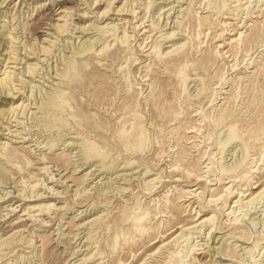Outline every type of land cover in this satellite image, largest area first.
Returning <instances> with one entry per match:
<instances>
[{
    "label": "rangeland",
    "instance_id": "rangeland-1",
    "mask_svg": "<svg viewBox=\"0 0 264 264\" xmlns=\"http://www.w3.org/2000/svg\"><path fill=\"white\" fill-rule=\"evenodd\" d=\"M125 1L88 10L84 0H0V80L26 85L0 95V264H72L97 215L94 252L81 264H264V193L247 202L264 190V0H192L171 39L185 45L163 56L152 45L168 26L154 25L140 0L132 13L95 16ZM188 1L165 8L175 17ZM95 21L116 23L111 33L125 41L77 56L61 84L67 102L40 109L71 43L96 34L80 28ZM32 46L46 49L14 60ZM197 80L205 92L189 98ZM15 107L23 114L7 119ZM39 115L66 125L49 130ZM228 125L237 137L221 150ZM81 139L104 161L83 159ZM125 162L126 182L115 177ZM32 185L38 195L23 196ZM13 233L24 239L7 245Z\"/></svg>",
    "mask_w": 264,
    "mask_h": 264
},
{
    "label": "bare ground",
    "instance_id": "bare-ground-1",
    "mask_svg": "<svg viewBox=\"0 0 264 264\" xmlns=\"http://www.w3.org/2000/svg\"><path fill=\"white\" fill-rule=\"evenodd\" d=\"M85 1V3L87 4V6H88V10H90L91 9V7L92 6H94L95 5V3L98 1V0H84ZM141 1V5H143V7L145 8V9H147V10H153V13H155V15H156V17H157V19L156 20H154V21H151V22H153L154 23V25H158V26H160V27H165V26H168V28L166 29H163V30H166L165 32H163V33H161V36H163L162 38H161V40L160 41H162L163 40V42L164 43H167V42H171V44L170 45H167V46H165V47H163V44H161V42L160 41H157L154 45H152V48H153V50H154V52L155 53H157L159 56H163V55H166V54H168V53H170V52H177L178 50H180L184 45H185V41H183L182 39H179L178 38V40H176V41H173V40H171L172 39V37L174 36V34H175V32L176 31H178V30H180V29H178L180 26H181V24H182V19L184 18V16L186 15V12L188 11V9H189V4L191 5V2H192V0H189L188 1V4H187V2H186V6H184L182 9H180L179 11L177 10V16H170L169 14H170V12H167V11H170L171 9L173 10L174 9V7L172 6V8L169 6V9H167L166 10V8L165 7H167L166 5L168 4V3H166V1L167 0H159V1H157V0H140ZM135 2V0H126L125 2H124V4H122L121 6H117V7H108V8H106V9H104V10H102V11H95L94 13H95V16L97 17V19L100 17V16H105L107 13H109V12H111V11H115L116 12V14H124V12H127L128 13V11L129 12H134V6H133V3ZM212 2V1H211ZM216 2V1H215ZM112 3V2H111ZM182 7V6H181ZM96 8V7H95ZM165 8V9H164ZM89 12H91V11H85L84 13L87 15V13H89ZM93 12V11H92ZM166 12H167V14H166ZM173 13V12H172ZM167 15L165 18H166V21L164 22H160L159 20H158V18H163V17H160L161 15ZM153 17V16H152ZM170 17H172L171 19H170ZM186 18V17H185ZM170 19V20H169ZM184 20V19H183ZM117 25H116V23H112L111 21L110 22H106V23H104V24H98V22H91V23H89L86 27L84 26V27H82V28H80V30H81V32H85V31H88V30H93L94 32H96V34L94 35V36H89V37H87V38H85V39H78L77 41V43L75 42H73V43H71L72 44V46L70 47L71 49L69 50V51H71V55L70 56H67L66 57V59H62L63 61H64V63H63V69H61V68H59V69H61V71L60 72H55L54 73V76H56V77H53L52 78V81L53 80H57V81H55V82H52V81H50V86H49V90H47V91H44V95L42 94V98H40V99H38V101L36 102L37 104H38V107L40 108V109H42V110H47L48 112L50 111V110H54L55 108H57V107H59V106H61L62 105V103H64V101H66V100H64V96H65V94H66V92L61 88V84H62V80L64 79V76L66 75V72L70 69V68H72L73 67V65H74V61H75V59H76V57L77 56H80V55H84V54H86V53H89V52H94V53H97V54H100V53H103V52H105L111 45H113L117 40H119L120 42H124L125 41V39H126V33H124L123 35H118V34H116V35H114V33H111V30L110 29H112V28H117L116 27ZM177 29V30H176ZM125 32V31H124ZM78 37H80V36H77V37H75V38H78ZM74 38V37H73ZM82 38V37H81ZM67 45H70V44H68L67 43ZM168 48V49H167ZM45 47H38V46H32V47H30L29 48V50L28 49H26V48H23V47H20L19 49H18V52L16 53V55H15V58H14V60H18V61H24V59H30V58H34V57H31L30 55H32V56H35V57H37V58H39L40 56H41V52H44L45 51ZM21 50H24V53H23V56H21L20 57V51ZM40 61V59H37V62L36 63H34V64H30V63H28L26 66H24L23 65V67H22V71H25L26 73L28 72V73H32V71H33V69L37 66V64H38V62ZM59 63V62H58ZM61 63V62H60ZM187 67V65H185V67L184 68H186ZM24 73V72H23ZM179 74H180V79H182V81L184 82V83H186L187 82V74L185 73V71L183 70V69H180L179 70ZM14 75V74H13ZM17 75L16 76H14L13 77V79L12 78H10L8 75H6V77H5V79H3V80H0V95L1 96H7L8 97V95L10 94V93H12V91L10 92V90H13L14 89V87H12L13 86V83H14V81H18V82H20L21 84H23V85H25L24 84V81L22 80V79H18L17 80ZM200 79V78H199ZM189 81H191V80H189ZM194 81V80H193ZM197 81H200V80H197ZM188 83V82H187ZM198 84H196L197 86H195L194 88V91L193 92H189V88H188V94L187 95H189V98L190 97H197V98H199V96L202 94V93H204L205 92V86H204V84L202 83V81H200V82H197ZM8 85V86H7ZM187 85V84H186ZM183 86H185V85H183ZM7 87H10V89H7ZM25 87H26V85H25ZM187 87H188V85L187 86H185V88H183L184 90H187ZM189 87H191V86H189ZM13 88V89H12ZM20 91V90H19ZM18 91V92H19ZM183 91V90H182ZM17 92V93H18ZM22 92V91H21ZM23 92H24V90H23ZM22 92V93H23ZM185 92V91H184ZM16 94V93H15ZM31 95V94H30ZM33 95V94H32ZM26 96V95H25ZM19 97H21V96H19ZM18 97V98H19ZM13 98V97H12ZM17 98V97H16ZM22 98V97H21ZM202 98V97H201ZM67 102V101H66ZM209 102H211L210 100H209ZM208 103V102H207ZM18 106V104L16 105V107ZM62 106H64V105H62ZM16 107L15 108H10L9 109V113H8V115L6 116V118L7 119H10L8 116H9V114L11 113V117L13 116L14 118H17V115L19 114V113H21V114H23V111L25 110V109H23V111H19V110H17L16 109ZM59 109V108H58ZM57 110V109H56ZM34 113V112H33ZM35 114V113H34ZM40 116V115H39ZM73 117V116H72ZM35 118V117H34ZM59 118H61V116L59 117ZM37 119H39L41 122H43V124H42V126H45L46 128H49V130L51 129V128H55L56 126H64V125H66V121H64V119L62 120V119H58L57 118V122H58V124L59 125H56V124H53V123H50L49 121H48V119L46 120V118H45V116H40V117H37ZM56 119V118H55ZM222 119H223V116H222V114L220 115V122L222 121ZM38 120V121H39ZM126 131V130H125ZM226 132H224L227 136H226V138H224V140H223V137H220V139H219V142H218V145L220 146V149H221V147H224L225 148V144H226V142H228V141H230V140H232V139H234L235 140V138L237 137V135H236V129H235V127H234V125H228L227 126V128H226V130H225ZM223 133V132H222ZM19 133H16V135H18ZM221 134V133H220ZM224 134V135H225ZM8 135V134H7ZM222 136V135H221ZM18 138V137H17ZM60 138H61V140H63V137L62 136H60ZM59 138V139H60ZM76 138V137H75ZM74 138H72V140H73ZM78 139V138H77ZM58 140V139H57ZM75 140V139H74ZM80 140V139H79ZM84 140V139H83ZM142 140V139H141ZM70 141V140H69ZM58 142H59V140H58ZM81 142L82 143H80V144H78V148L81 150V152H82V155H83V159H88V161H89V158H90V156H92V155H94L93 154V152L96 150H94L92 147L94 146H92V147H90V146H86L85 144L86 143H84L83 141H82V139H81ZM86 142V141H85ZM56 143H57V141H56ZM65 143V142H64ZM69 143V142H68ZM75 143V142H74ZM79 143V142H78ZM139 143V142H138ZM55 144V143H54ZM54 144H53V146H54ZM65 144H67V143H65ZM71 144V143H70ZM88 144V143H87ZM47 145V144H46ZM45 145V146H46ZM50 145V144H49ZM57 145H58V143H57ZM72 145V144H71ZM92 145V144H91ZM139 145H141V143H139ZM51 146V145H50ZM66 146V145H65ZM69 146V145H68ZM52 147V146H51ZM70 147V146H69ZM73 147V146H72ZM222 150V149H221ZM75 152V151H74ZM77 152H78V150H77ZM95 152H97V151H95ZM101 152V151H100ZM223 152V151H222ZM99 153V152H98ZM76 154V153H75ZM78 155H79V153H77ZM81 154V153H80ZM102 154V153H101ZM100 154V155H101ZM99 154H97V156H98V158H99V162H101V161H104L103 160V157H102V155L100 156ZM240 155V154H239ZM76 156V155H75ZM95 156V155H94ZM97 156H95V157H97ZM103 156H104V154H103ZM241 156V155H240ZM106 157V156H105ZM104 157V158H105ZM224 157V156H223ZM222 157V158H223ZM243 157V156H242ZM82 158V157H81ZM93 158V157H92ZM98 158H97V160H98ZM82 159V160H83ZM106 159V158H105ZM81 160V159H80ZM81 160V161H82ZM86 160H85V162H86ZM240 160V159H239ZM242 160V159H241ZM240 160V161H241ZM233 161H236V160H233ZM90 162H91V160H90ZM223 162V161H222ZM104 163V162H103ZM221 163V162H220ZM219 163V164H220ZM237 163V162H236ZM236 163H235V165H236ZM130 164V162H125L124 164L122 163V168H120V167H118V168H120V169H118V168H116L117 170H116V173L118 174V175H116L115 177H120L123 181H129V177L131 176V174H129L130 176H128V172L126 173H120L121 171H123V170H126V168H127V165H129ZM234 164V163H233ZM233 164H224V163H222L220 166H218V170L219 171H222V172H227V171H230V170H235L234 169V166L235 165H233ZM103 165V164H102ZM101 165V166H102ZM239 165V164H238ZM237 165V166H238ZM102 167H104V165L102 166ZM109 168L111 169H113L114 167L113 166H109ZM109 169V170H110ZM128 169H129V167H128ZM127 169V170H128ZM114 170V169H113ZM126 170V171H127ZM232 170V171H233ZM129 171V170H128ZM147 171V170H146ZM131 172V171H130ZM137 172V171H136ZM145 172V171H144ZM115 173V172H114ZM134 175V174H133ZM127 176H128V178H127ZM142 176H144V174L142 175ZM145 178V177H144ZM158 178V177H157ZM119 179V178H118ZM156 178H151V179H149L148 180V182H146V184H149V185H151V184H154V180H155ZM131 180V179H130ZM116 182V181H115ZM124 182V183H125ZM123 183V182H122ZM107 184V183H106ZM110 184V183H109ZM108 185V184H107ZM145 185V184H144ZM148 185V186H149ZM33 186V185H32ZM98 187V186H97ZM33 188H34V186L32 187V189H31V191H29V193L27 194V195H25V194H23V196H27V197H33L32 199H34V196H36V195H38V193H36L35 192V190H33ZM107 188H108V186H107ZM111 188V187H110ZM110 188L108 189V190H110ZM104 189V188H103ZM115 189H116V186H115ZM125 190L126 188L124 187V186H119L118 187V190ZM105 191V190H104ZM116 191H117V189H116ZM262 193H264V190L263 191H261L256 197H253V198H251L250 200H248L247 202H251V201H253V200H255L257 197H259V195L260 194H262ZM5 194V193H4ZM7 194V193H6ZM42 195V194H41ZM40 195V196H41ZM1 197V196H0ZM39 199H41L40 197H39ZM35 200H36V198H35ZM32 202H33V200H31ZM246 202V203H247ZM249 204V203H248ZM36 205V204H35ZM34 205V206H35ZM38 205H40V204H38ZM33 206V205H32ZM43 206H45V205H43ZM47 206V205H46ZM45 206V207H46ZM35 208H37V207H35ZM39 208V207H38ZM90 209V208H89ZM101 216V215H100ZM100 216H98L97 215V217H94V218H92L91 220H89V222L87 223L88 225H89V231L88 232H86V242H84V243H82V245L80 246V248L79 249H77V251H75V253L74 254H76V256L73 258V260L71 261V263L72 264H81L84 260H86L87 258H89L92 254H93V252H94V249L91 247V246H89V243H90V240H91V229L93 228V226L95 225V224H97V222L99 221V219H100ZM143 216L144 215H141V216H139V217H136V219L138 220V221H140L142 218H143ZM205 222H207V220L206 221H203V222H201V224H204ZM202 226V225H201ZM140 231L141 232H143L144 231V229L143 228H141L140 229ZM19 232V231H18ZM14 234V233H13ZM18 234V233H17ZM85 234V233H84ZM21 236V234H19V235H11L10 237H9V239H8V241H7V245H9V244H11V243H16L17 241H21L22 239H24V237L22 238V237H20ZM79 245V244H78ZM87 246V247H86ZM82 247H85V248H83L82 249ZM77 253H80V254H77ZM4 254H2V256H3Z\"/></svg>",
    "mask_w": 264,
    "mask_h": 264
}]
</instances>
